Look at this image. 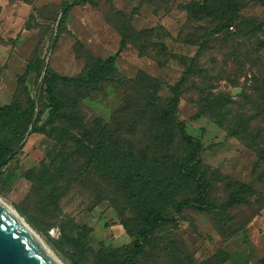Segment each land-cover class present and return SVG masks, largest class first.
I'll return each instance as SVG.
<instances>
[{
	"label": "rangeland",
	"instance_id": "374dc122",
	"mask_svg": "<svg viewBox=\"0 0 264 264\" xmlns=\"http://www.w3.org/2000/svg\"><path fill=\"white\" fill-rule=\"evenodd\" d=\"M238 1L249 2L241 11L243 19L263 23L253 37L235 35L231 26L209 36L219 20L194 16L195 5L203 0H0V107L14 103L24 108L33 100L37 127L49 115L45 75L78 77L94 58L116 54L123 21L136 31L154 30L149 42L152 50L143 56L130 46L117 60V73L128 84L108 83L79 102L78 112L88 123L133 115L142 91L135 83L141 72L158 80V107L163 109L170 87L187 67L193 68L177 118L187 133L202 143L203 184L213 208L189 207L176 212L169 204L172 189L164 181L160 205L173 221L150 236L137 264H220L226 252L252 240L260 244L258 249H264V157L259 154V149L264 151V0ZM223 22L231 23L228 19ZM37 58L43 64L33 73L30 65ZM58 89L73 94L62 85ZM220 97L229 100L224 126L218 122L219 110L209 111L212 100ZM239 118L250 123L256 143L229 133L228 123ZM151 127L147 121L133 133H121L117 140L123 155L137 156L150 148L156 134ZM58 151L55 140L36 130L29 132L4 168L0 199L30 225L63 264H94L103 253L132 248L140 228L133 195L140 190L125 185L123 176L115 171H84L83 179L72 185L60 207L79 226L91 229L92 250L79 257L75 251L57 249L61 232L53 221L35 213L30 191ZM184 152V146L178 144L176 154ZM177 184L176 201L196 194L192 188ZM239 186L246 188L244 202L225 208ZM153 187L149 184L147 195ZM30 217L36 228L29 223Z\"/></svg>",
	"mask_w": 264,
	"mask_h": 264
},
{
	"label": "trees",
	"instance_id": "16d2710c",
	"mask_svg": "<svg viewBox=\"0 0 264 264\" xmlns=\"http://www.w3.org/2000/svg\"><path fill=\"white\" fill-rule=\"evenodd\" d=\"M248 4L249 2L241 3L238 0H203L202 4L195 5L194 16L197 19L218 17L219 23L209 36L228 30L231 26L235 27L233 34L253 37L261 30L263 23L255 18L241 17V11ZM224 19L231 23L226 25ZM118 30L121 42L116 54L107 59L94 58L78 77H61L51 72L45 75L49 115L40 127H37L33 119V100H29L24 108L14 103L0 107V164H4L0 168V184L4 168L22 148L29 132L36 130L43 133L59 145L57 155L34 180L30 191L35 213L53 221L61 232V241L56 244L58 250L75 251L79 257L87 256L92 250L91 229L79 226L74 219L63 214L60 207L72 185L83 179L84 171H115L123 176L125 185L131 184L134 191L140 190L133 195L139 209L140 228L132 248L103 253L96 257L94 264H137L145 253L150 236L162 225L173 221L160 205L163 200L160 188L165 186L164 181L172 189L169 204L176 212L189 207L203 211L213 208L208 201V189L203 184L206 175L201 159L202 143L189 135L185 124L177 118L181 96L193 73L192 67H187L180 80L170 87L171 95L163 109L158 107L161 100L158 95V80L141 72L135 83L142 91L133 115H115L111 122L96 119L88 123L84 115L79 114V102L101 91L106 84H128L129 81L117 73V60L130 46L137 48L143 56L152 50L149 42L154 30L136 31L126 21H123ZM192 62L194 64L195 59ZM42 64L43 61L37 58L30 65L31 72L36 73ZM60 85L64 89H70L73 94L60 92ZM228 101L224 97L214 98L209 108L211 112L219 110L218 122L223 126L228 119V112L225 111ZM157 113L158 115H153ZM38 115L41 117L43 111ZM147 121L152 123V132H156L151 147L137 156L123 155L118 147L117 139L120 134L133 133L137 126ZM228 130L235 137L243 140L250 138L252 143H256L257 136L253 135L250 123L243 118L232 119L228 123ZM178 144L185 148L181 156L176 154ZM259 154L264 157V151L259 149ZM177 183L192 188L196 194L176 201L174 191L179 186ZM149 184H154V187L147 195ZM245 189L239 186L234 190L224 207L231 208L244 202ZM29 223L37 227L32 217L29 218ZM226 255L220 264L230 260V253L226 252ZM259 264H264V257L259 260Z\"/></svg>",
	"mask_w": 264,
	"mask_h": 264
},
{
	"label": "water",
	"instance_id": "95a60500",
	"mask_svg": "<svg viewBox=\"0 0 264 264\" xmlns=\"http://www.w3.org/2000/svg\"><path fill=\"white\" fill-rule=\"evenodd\" d=\"M17 215L30 229L0 204V264H56L38 244L32 234L34 230Z\"/></svg>",
	"mask_w": 264,
	"mask_h": 264
},
{
	"label": "crops",
	"instance_id": "0c3cea01",
	"mask_svg": "<svg viewBox=\"0 0 264 264\" xmlns=\"http://www.w3.org/2000/svg\"><path fill=\"white\" fill-rule=\"evenodd\" d=\"M259 245L257 240H252L249 244L236 248L231 251L230 260L224 264H259V260L264 257V249H258L260 248Z\"/></svg>",
	"mask_w": 264,
	"mask_h": 264
},
{
	"label": "bare ground",
	"instance_id": "6f19581e",
	"mask_svg": "<svg viewBox=\"0 0 264 264\" xmlns=\"http://www.w3.org/2000/svg\"><path fill=\"white\" fill-rule=\"evenodd\" d=\"M0 204L2 206H4L7 210H9L12 214H14L18 220L25 226V228H29L26 223L24 221H22L20 219V217H18L16 211L10 207L9 205H7L4 201H2L0 199ZM30 229V228H29ZM30 231V230H29ZM32 233V231H31ZM34 235V237L36 238V240L38 241V244L40 245V247L43 249V251L45 252V254L52 260L54 261L56 264H63L59 258L55 255V253L48 247V245L38 236V234L36 232L33 231L32 233Z\"/></svg>",
	"mask_w": 264,
	"mask_h": 264
}]
</instances>
